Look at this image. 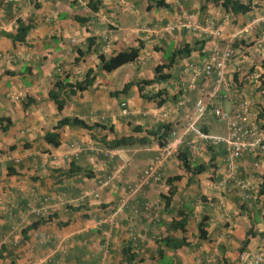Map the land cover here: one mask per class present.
<instances>
[{
    "label": "crops",
    "instance_id": "1",
    "mask_svg": "<svg viewBox=\"0 0 264 264\" xmlns=\"http://www.w3.org/2000/svg\"><path fill=\"white\" fill-rule=\"evenodd\" d=\"M91 1L0 0V125L8 121L0 129V264H237L238 251L264 245V156L256 164L245 154L230 160L223 143H206L189 155L190 167H205L193 173L177 157L181 149L188 152L181 143L164 161L163 181L142 184L139 177L158 149L146 130L165 123L182 140L196 138L190 126L225 134L223 123L209 113L192 122L197 87L210 89L214 76L196 79L191 89L190 70L260 8L233 14L220 1L164 0L171 7L165 9L145 0H98L101 5L91 11ZM75 16L86 20L79 23ZM208 18L220 25L221 38L183 25L205 27ZM16 19L31 24L23 42L7 36L15 33ZM87 37L95 38L96 52L75 62ZM185 43L195 48L164 69L169 78L139 90L136 82L150 78L153 67ZM232 43L243 53V67L255 65L258 55L248 52L250 46L246 50L242 34ZM137 45L135 61L109 72L98 69L97 52L111 55ZM88 68L94 70L92 85L68 96L57 111L47 96L53 81L80 80ZM127 82L132 84L126 92L111 95ZM157 90L163 91L160 105L141 97ZM249 95L256 97L254 90ZM224 99L223 108H230ZM61 117L102 128L55 129ZM53 132L54 146L44 138ZM120 136L148 139L114 149L102 144V138ZM172 220H184L183 230L171 227ZM164 237L170 246L185 244L171 248L159 242Z\"/></svg>",
    "mask_w": 264,
    "mask_h": 264
},
{
    "label": "built area",
    "instance_id": "2",
    "mask_svg": "<svg viewBox=\"0 0 264 264\" xmlns=\"http://www.w3.org/2000/svg\"><path fill=\"white\" fill-rule=\"evenodd\" d=\"M252 7L260 8V13L253 15L243 27L233 33L230 40H226L223 46L215 45L211 48L210 56L199 67H192L187 88H195L196 79H210L214 76V82L210 89L198 86L197 97L190 111V118L194 122L205 113L212 115L218 122L225 126V134H211L197 131L194 127L196 138L182 140L180 136L171 133V138L161 147H158L154 158L143 168L139 183L163 181L161 168L164 161L171 157L177 146L181 143L186 147L190 156L197 154L201 148L208 145L223 143L226 147L228 158L234 160L245 154L257 163L259 156H264V0H252ZM190 17V16H189ZM190 20V19H189ZM185 27L199 28L214 37L221 38L220 25L214 27L213 20L208 18L205 27H198L191 21H185ZM260 28V35L253 33ZM244 37L246 50L258 55L255 65L243 67V53L240 48L234 47L232 40L235 37ZM250 38V39H249ZM245 50V51H246ZM238 75L237 78L233 74ZM251 88V90H249ZM249 90L247 92V90ZM256 97L253 99L249 93L253 91ZM223 91V95H221ZM11 99L17 96L8 95ZM231 102L230 108H223L224 98ZM122 112L125 113V110ZM100 184V181H99ZM239 187L248 190V184L238 183ZM247 193L242 194L246 199ZM237 264H264V245L255 249H242L238 251Z\"/></svg>",
    "mask_w": 264,
    "mask_h": 264
},
{
    "label": "trees",
    "instance_id": "3",
    "mask_svg": "<svg viewBox=\"0 0 264 264\" xmlns=\"http://www.w3.org/2000/svg\"><path fill=\"white\" fill-rule=\"evenodd\" d=\"M147 2H150L153 7L155 8H165V9H170V5L164 1V0H145ZM202 1H210L212 3H215L217 1H220V5L222 8H224L227 12L233 13V14H243L247 11H249L252 7L251 0H245L244 2H241L240 0H202ZM101 5L100 1L94 0L91 2L87 3L88 8L91 11H95L99 8ZM150 5L147 6V8ZM200 8H204V6H200ZM75 20H77L79 23H83L86 18L84 17H74ZM31 24L28 22H23L20 19H16V28H15V33L13 34H7V36L12 40V41H18V42H23L25 35L27 31L30 29ZM94 37H87L84 40V44L82 46V50H76L77 56L75 57L74 61H78L83 55L89 53V52H96L94 48ZM195 43L193 45H189L188 43L183 44L181 47L176 48L172 50L168 56L165 58L166 62L162 64L155 65L153 67V75L150 78L146 79H140L139 81L136 82V85L139 90L143 88L145 85H149L152 83H158L162 82L166 79L169 78V73L165 72L164 69H168L171 66V63L175 60V57H181V56H186L188 55L194 48H195ZM141 45H137L136 47H126L123 49L118 50L117 52L107 55L102 52H97L96 53V58H97V67L99 70H102L104 72H109L122 64L125 63H131L137 59L138 56V51ZM264 67V65H261ZM92 68H88L85 70V72L82 75V78L80 80H68L66 77L63 78H57L53 81L51 88L48 90L47 96L48 98L53 101L55 105V109L57 111H60L65 103V100L68 98V96L75 94L76 92H82L87 90L92 83L95 80V75L93 73ZM132 82H127L125 83L120 90L112 91L111 95H116L118 93H123L128 90ZM162 90H157L153 93L147 94V93H141V97L155 101L157 105H160L163 102V99H161V94ZM8 124V121H7ZM0 125V129H5V126L7 125ZM63 125H68V126H74V127H82L87 130H90L94 127H100L97 124H92L88 125L85 123L83 120L77 118V117H61L60 119L57 120L54 128H59ZM110 130V128H109ZM135 131H139V127H134ZM146 135H150L151 139H154L157 143L158 147H161L168 139L171 138V127L168 124L165 123H160L155 129H150L146 130ZM57 133H49V135H45L44 138L49 140V142L54 146L58 144V138H57ZM147 137H132V136H120V137H114L112 139L106 140L105 138H102V144L104 145L105 148L107 149H114V148H123V147H129L133 144H143L147 141ZM150 139V140H151ZM189 153L185 152L184 149L179 150L178 152V159L181 161L182 166L185 170L193 173L200 172L205 169V167L202 165L198 166H193L190 167L188 163L189 159ZM88 171V170H87ZM178 176H173L171 179H177ZM170 188L168 189V192H170ZM185 221H170L169 225L173 228H179L180 230H183ZM198 232H199V237L204 236L203 230L200 228V225H198ZM250 232H247L245 234L244 239L242 240V245H244L247 242V236L250 235ZM161 243H163L165 246L175 248L181 244H185L183 240L176 241L175 244L170 246L168 242V238L164 237L160 239ZM129 250V248H126Z\"/></svg>",
    "mask_w": 264,
    "mask_h": 264
}]
</instances>
